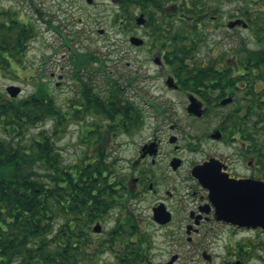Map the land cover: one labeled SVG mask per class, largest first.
<instances>
[{
    "label": "flooded vegetation",
    "instance_id": "af4514ba",
    "mask_svg": "<svg viewBox=\"0 0 264 264\" xmlns=\"http://www.w3.org/2000/svg\"><path fill=\"white\" fill-rule=\"evenodd\" d=\"M162 3L164 11L158 13L169 15V2ZM140 14L147 19L142 25L136 22ZM150 15L138 8L117 26L146 27L134 34L144 41L130 44L150 54L148 61L159 67L156 73H144L140 66L132 75H107L103 84L91 75L76 82L80 89L74 91L70 111L86 105L92 111L84 119L74 114L71 119L81 126L85 143L99 138V150L112 163L92 170L91 193L69 208L72 256L76 264H264V225L252 219L246 201L264 194V73L237 71L234 40L215 42L212 72L203 71L208 62L195 65L197 57L189 60L197 72L175 71L168 61L171 42L154 39ZM168 21L169 16L167 29ZM238 27L248 29L233 28ZM147 80H161L167 92L180 98L151 101L146 96V106L138 105L127 90L140 96L137 87ZM113 102L115 114L98 113ZM179 105L182 114L176 112ZM188 119L201 126L187 133L180 120ZM141 132L146 136L141 142L124 143L134 145L131 157L109 155L117 137Z\"/></svg>",
    "mask_w": 264,
    "mask_h": 264
},
{
    "label": "trees",
    "instance_id": "16d2710c",
    "mask_svg": "<svg viewBox=\"0 0 264 264\" xmlns=\"http://www.w3.org/2000/svg\"><path fill=\"white\" fill-rule=\"evenodd\" d=\"M120 1L125 19L133 12L132 7L150 12L154 39L171 42L168 61L177 72L198 71L197 66L189 64L190 58L196 57V50L207 42L210 24L220 20L226 2L235 1L236 10L230 15L247 22L251 33L249 37H240V44L234 46L236 64L241 68L237 71L264 73V0H167L169 15L158 13L159 9L164 11L165 0ZM167 16L169 29L165 27ZM21 17V12L0 8V69L22 64L37 35L30 20ZM119 17L115 23H121ZM74 52L76 75H80L95 56L90 52ZM100 62L104 65V60ZM197 63L201 61L196 58ZM208 64L209 69L204 68V72H212V61ZM9 96L0 94V264H13L18 259L24 264H76L78 258L72 256L68 228L69 208L91 193L92 170L105 168L106 163L110 168L112 161L99 150L101 144L96 138L98 143H90L94 146L91 156L67 164L53 135L61 131L73 114L80 120L88 117L92 106L76 109L75 113L65 111L43 83L26 97ZM116 109L113 102L97 111L109 116ZM49 120L54 122L53 133L46 129L32 131ZM74 169L80 173L72 174ZM58 221L62 227H58Z\"/></svg>",
    "mask_w": 264,
    "mask_h": 264
},
{
    "label": "rangeland",
    "instance_id": "374dc122",
    "mask_svg": "<svg viewBox=\"0 0 264 264\" xmlns=\"http://www.w3.org/2000/svg\"><path fill=\"white\" fill-rule=\"evenodd\" d=\"M71 2V0H0V8L21 12V19L30 20L37 31L22 64L15 65L8 70L0 69L1 95L6 94L10 97L7 87L15 84L22 88V93L15 98H23L36 91L43 83V86L47 84L49 90L52 91L56 103L67 111L70 110L74 91L76 88L80 89L76 83L80 79L87 81L91 75L92 80L103 84L108 78L107 75L110 78H116L118 75H132L135 68L140 66L144 73L154 74L159 70L153 62L148 61L151 57L149 53L138 51L134 45L130 44V37L135 33L142 34L146 31V27L134 29L127 23L120 26H117L118 22L115 23L117 16L125 20L118 1L95 0L93 5L82 1L73 4ZM236 7L235 1L226 2L220 20L210 24L207 42L196 50L198 60L203 63L208 62L213 56L214 44L218 40H223L222 42L227 44L234 40L235 46H238L241 35L250 36L249 29L242 27L234 29L227 25L229 20L236 18L230 15V12H235ZM130 10L133 12L130 13L129 20L134 17L138 8L132 7ZM225 35H230V39ZM251 40L250 37L249 41ZM74 51L90 52L99 60H104L105 66L102 67L99 60L93 61L82 70L80 75H76L77 70L73 63ZM143 60H147L144 65ZM122 82H125V79H122ZM137 89L142 91L140 96L136 95L132 88H128L127 96L133 98L140 106H146L144 103L146 96L151 101L162 96L174 101L180 98L173 92H167L161 80H147L142 82ZM178 107L176 112L182 114L183 105ZM180 121V126L187 133L201 126L199 121L190 119ZM190 124H193V127ZM42 129L53 133L54 122L49 120L41 127L32 128V131L38 132ZM80 130L79 123L74 119H69L62 126L61 131L53 135L67 164L75 163L93 153L94 146L84 142ZM145 137L143 132L136 137L123 134L109 145L111 148L109 155L120 159L131 157L134 145L124 143L141 142ZM102 147L103 145H100L99 149ZM13 264L24 263L18 259Z\"/></svg>",
    "mask_w": 264,
    "mask_h": 264
},
{
    "label": "water",
    "instance_id": "95a60500",
    "mask_svg": "<svg viewBox=\"0 0 264 264\" xmlns=\"http://www.w3.org/2000/svg\"><path fill=\"white\" fill-rule=\"evenodd\" d=\"M89 3L93 2V0H87ZM146 22V18L144 14H140L137 17V23L138 24H144ZM237 25H242L244 27H247V22L242 20L241 18H237L234 20H230L228 22L229 27H235ZM131 42L134 44H140L144 41L142 37L139 36H132L130 38ZM7 92L12 96L16 97L19 94L22 93V88L19 85L11 84L7 87ZM201 115V114H200ZM225 201L227 202V208H228V197L225 196ZM246 201L251 203V210H252V219H256L259 223H262L264 225V194L262 193V198H251V197H246ZM255 202V203H254Z\"/></svg>",
    "mask_w": 264,
    "mask_h": 264
}]
</instances>
